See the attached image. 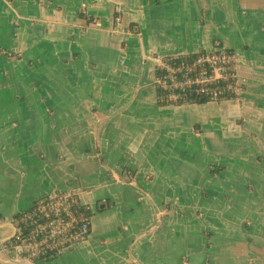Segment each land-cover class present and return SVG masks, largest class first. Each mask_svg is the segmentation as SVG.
<instances>
[{
    "label": "crops",
    "instance_id": "1",
    "mask_svg": "<svg viewBox=\"0 0 264 264\" xmlns=\"http://www.w3.org/2000/svg\"><path fill=\"white\" fill-rule=\"evenodd\" d=\"M216 48L236 98L159 105V61ZM54 191L90 235L26 261ZM0 264H264V0H0Z\"/></svg>",
    "mask_w": 264,
    "mask_h": 264
},
{
    "label": "built area",
    "instance_id": "2",
    "mask_svg": "<svg viewBox=\"0 0 264 264\" xmlns=\"http://www.w3.org/2000/svg\"><path fill=\"white\" fill-rule=\"evenodd\" d=\"M197 63H207L205 71L191 77L181 73L180 68L164 65L160 60L157 67L162 72L161 77H155L156 89L167 91V101H176L179 94L191 92L200 95L205 91V83L227 82V66L234 62L233 55H227L226 50L216 48L213 52L201 57ZM235 89L236 82L229 89ZM217 93V92H215ZM74 206H81L71 192H63L52 195L46 205V218L39 219L32 223L30 238H23L16 245L18 254L26 260H45L49 257H56L60 249L75 241L83 240L89 232V218L79 220V214ZM68 219L63 216H67ZM78 224L77 230L71 231L72 225ZM68 232V233H67Z\"/></svg>",
    "mask_w": 264,
    "mask_h": 264
},
{
    "label": "trees",
    "instance_id": "3",
    "mask_svg": "<svg viewBox=\"0 0 264 264\" xmlns=\"http://www.w3.org/2000/svg\"><path fill=\"white\" fill-rule=\"evenodd\" d=\"M89 21H94V19L89 18ZM218 46H220L218 44ZM7 54V53H5ZM207 53L204 52H199L194 55H186V56H180V57H163L161 59L162 63L164 65H169L173 66L175 68H180L181 73H186L187 76L191 77L193 75H198L200 72L205 71L207 68V63H197V60H199L201 57L205 56ZM226 54L232 55V51H226ZM162 72L159 70V68L156 66L155 68V77H161ZM227 77L228 81L223 82L220 81L219 83H205V91L204 93L200 95H195L194 97L190 96L191 92H184L178 95L176 101H167V97L169 96L167 91H163L160 89H156L157 92V99L158 103L161 106H165L168 104H175V105H180V104H188V103H194V104H200V103H205L208 101H225V100H230V99H235L236 98V93L233 92V90L229 89V85L233 86L236 80V73H235V65L233 63L228 64L227 66ZM217 92V93H215ZM45 203L39 204V202H34L32 204L33 213H38L41 207ZM111 207V204H109L107 201L104 203H98L96 204V211L101 212L104 209H109ZM75 209L77 213L79 214V220L86 218V217H91L92 212L82 206H75ZM31 212L26 211L25 213L21 214H16L12 218V222L16 224L18 227L19 226V221L22 220L23 217L30 216ZM40 216L36 215L34 216V219H38ZM26 225L31 226L32 225V220L28 218L26 220ZM75 226H78L76 224Z\"/></svg>",
    "mask_w": 264,
    "mask_h": 264
},
{
    "label": "bare ground",
    "instance_id": "4",
    "mask_svg": "<svg viewBox=\"0 0 264 264\" xmlns=\"http://www.w3.org/2000/svg\"><path fill=\"white\" fill-rule=\"evenodd\" d=\"M63 192H70V191H54V192H51V193L47 194L46 196L42 197L41 199L37 200V201L39 202V204H41V203H45V204L41 207V209L39 210V212L36 213V214L33 213V209H31L32 206H31L28 210H26V211L31 212L30 214H32V215H30V216L28 215V216H26V217H23L22 220L19 221V226H20V227H18L16 224L13 223L14 226H15V228H14L15 231H14L13 236L11 237V239L9 240V242H8V244H7L6 246L17 252V250H16V245H17L18 243H20L21 240H22L23 238H30V237H31L32 226L34 225L33 222H34L35 220H37V219H34V216L38 215V216H40V218H38V219H39L41 222L44 221L45 218H46V214H47L45 208H46L47 203L49 202V198H50L52 195L59 194V193H63ZM71 193H72V192H71ZM72 194H73V193H72ZM73 195H74V194H73ZM37 201H35V202H37ZM33 203H34V202H33ZM74 209H75V206H74ZM26 211H24V212H20V213H18V214L25 213ZM63 217L68 219V215H67V216H63ZM28 218H30V219L32 220V223H33L32 226H28V225H26V220H27ZM77 227H78V226L72 225V228H71L70 230H71V231H75V230H77ZM90 230H91V227H90V229H89L88 234L86 235V237H85L83 240L72 242V243H70L69 245H68V241H67V242H66V247H65L63 250L60 249L61 252H60V254H58L56 257L60 256V255L62 254V252H63L65 249H67L69 246H71V245H73V244H76V243H82V242H85V241L88 239L89 235H90ZM67 233H68V232H67ZM56 257H49V256H48L45 260H26V259H24V258H23V259L26 260V261H30V262H35V261H43V262H45V261L53 260V259H55Z\"/></svg>",
    "mask_w": 264,
    "mask_h": 264
},
{
    "label": "water",
    "instance_id": "5",
    "mask_svg": "<svg viewBox=\"0 0 264 264\" xmlns=\"http://www.w3.org/2000/svg\"><path fill=\"white\" fill-rule=\"evenodd\" d=\"M190 95L193 96V93H191Z\"/></svg>",
    "mask_w": 264,
    "mask_h": 264
},
{
    "label": "rangeland",
    "instance_id": "6",
    "mask_svg": "<svg viewBox=\"0 0 264 264\" xmlns=\"http://www.w3.org/2000/svg\"><path fill=\"white\" fill-rule=\"evenodd\" d=\"M84 15V14H83Z\"/></svg>",
    "mask_w": 264,
    "mask_h": 264
}]
</instances>
